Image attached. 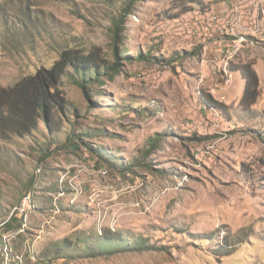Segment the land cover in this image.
Segmentation results:
<instances>
[{
  "label": "rangeland",
  "instance_id": "1",
  "mask_svg": "<svg viewBox=\"0 0 264 264\" xmlns=\"http://www.w3.org/2000/svg\"><path fill=\"white\" fill-rule=\"evenodd\" d=\"M226 1L182 12L180 0H0V87L65 47L109 63L114 47L142 55L122 59L89 100L64 76L60 131L41 121L0 138L1 264H264V54L244 109L241 80L223 73L229 45L196 29ZM237 52L229 61H242ZM71 127L83 138L74 150L60 147ZM12 214L20 225L6 229ZM104 230L146 249L93 255Z\"/></svg>",
  "mask_w": 264,
  "mask_h": 264
},
{
  "label": "trees",
  "instance_id": "2",
  "mask_svg": "<svg viewBox=\"0 0 264 264\" xmlns=\"http://www.w3.org/2000/svg\"><path fill=\"white\" fill-rule=\"evenodd\" d=\"M218 1L222 0H180V3L185 7L182 12L195 9L196 7H192L194 4L198 6L196 9L206 12L209 2ZM126 13L125 11L124 14ZM117 24H115L116 27ZM112 55L113 60L109 63L98 51H85L77 47H65L58 52L57 59L50 66H41L31 73L20 76L10 85L1 86L0 138L7 139L13 135L26 136L37 128L41 121L45 123V127L48 130L60 131L61 124L54 128L52 122L56 117L55 114L64 112L68 104L60 89L64 76H67L73 84L78 86L82 90L84 97L89 100L91 87L101 86L105 83V80L112 81L120 71L122 59L130 61L142 57L138 53H128L123 58L118 54L115 47ZM69 67L73 71H76L78 76L69 73ZM228 68L230 71L238 73L243 80V91L239 104L244 109L251 108L259 96V78L256 70L253 68V64L251 62H233L231 60ZM209 101L215 102L212 99ZM89 103L91 102L89 101ZM82 139V136L79 133L75 134L74 128L71 127L66 134L65 141L60 147L71 150L77 149L78 143ZM160 140L161 135H155L148 140V145L153 147ZM91 151L94 155H98L95 150ZM48 155L42 153L40 154V158ZM13 222L20 223L18 218L12 214L3 225L6 229L18 228L19 226L12 225ZM102 234L103 240L101 242H96L92 247H86V250L93 255L109 253L115 250L123 251L126 249L125 247H128L127 249L129 250L146 249L142 240H135L129 242V244H124L126 242L115 240L109 230H104Z\"/></svg>",
  "mask_w": 264,
  "mask_h": 264
},
{
  "label": "crops",
  "instance_id": "3",
  "mask_svg": "<svg viewBox=\"0 0 264 264\" xmlns=\"http://www.w3.org/2000/svg\"><path fill=\"white\" fill-rule=\"evenodd\" d=\"M260 8H264V0H227L212 6V10L219 13L220 19L205 26L208 15L203 14V19H199L201 25L196 26V29L199 31H201V28L203 31L204 29L210 30V33L206 31L205 33L209 37L215 36L213 42L216 41L218 46L222 47V51H225V48L230 45V41H228L229 34H235L236 37L242 36L244 41L237 52V54L239 53L237 58L242 59L244 62L252 59L256 72L259 74L257 67L262 64L260 62L263 60L262 54H264V17L259 12ZM197 17L195 20L198 19ZM225 36L227 38L222 39ZM234 76L239 77L243 89V80L240 75L235 73Z\"/></svg>",
  "mask_w": 264,
  "mask_h": 264
},
{
  "label": "built area",
  "instance_id": "4",
  "mask_svg": "<svg viewBox=\"0 0 264 264\" xmlns=\"http://www.w3.org/2000/svg\"><path fill=\"white\" fill-rule=\"evenodd\" d=\"M243 41H244V39L242 36H237L230 41L229 47H230L231 51L228 50L227 55H225L226 59H225V64H224V69H223V73H224L226 82L229 81V78L231 75L230 69L227 67L229 62H230L229 60H230L231 56L239 50L241 43ZM205 65L211 66V64H209L208 62H205ZM212 70H213V74H214L216 72L215 67ZM103 172H105V171H103ZM26 204H27L26 199L22 200V202L20 203V206L17 207V209L21 213L25 212L27 209Z\"/></svg>",
  "mask_w": 264,
  "mask_h": 264
}]
</instances>
